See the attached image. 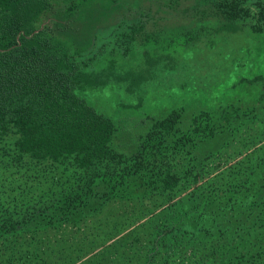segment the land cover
Masks as SVG:
<instances>
[{"label": "trees", "instance_id": "16d2710c", "mask_svg": "<svg viewBox=\"0 0 264 264\" xmlns=\"http://www.w3.org/2000/svg\"><path fill=\"white\" fill-rule=\"evenodd\" d=\"M164 25L260 41L264 0H0V264H264V73L149 116L130 152L81 96L140 101Z\"/></svg>", "mask_w": 264, "mask_h": 264}, {"label": "rangeland", "instance_id": "374dc122", "mask_svg": "<svg viewBox=\"0 0 264 264\" xmlns=\"http://www.w3.org/2000/svg\"><path fill=\"white\" fill-rule=\"evenodd\" d=\"M154 30L157 35L150 52L159 56V61L150 70L155 77L143 87L140 101L136 94L118 86L80 92L89 104L114 121L116 132L111 145L118 151L135 149L138 136L150 124L149 116L160 117L174 107H182L187 118L199 109L215 107L241 76L264 73V35L259 41L243 29L237 34L211 35L189 46L180 36L170 40L180 26L164 25ZM142 51L132 50L127 59L133 55L141 59Z\"/></svg>", "mask_w": 264, "mask_h": 264}]
</instances>
